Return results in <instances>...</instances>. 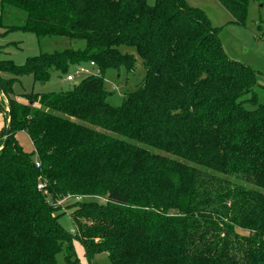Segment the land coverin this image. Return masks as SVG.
<instances>
[{"label": "trees", "instance_id": "16d2710c", "mask_svg": "<svg viewBox=\"0 0 264 264\" xmlns=\"http://www.w3.org/2000/svg\"><path fill=\"white\" fill-rule=\"evenodd\" d=\"M218 2L244 23L248 0ZM9 9L24 14L21 24L3 23ZM0 28L84 42L21 65L0 59L9 126L5 143L6 126L0 134V264H57L72 234L55 202L70 195L102 199L70 212L89 258L264 264V87L228 57L201 9L186 0H0ZM120 46L136 50L145 74L113 106L105 70L135 65ZM77 65L90 73L66 90L13 96L24 74L44 84Z\"/></svg>", "mask_w": 264, "mask_h": 264}, {"label": "rangeland", "instance_id": "374dc122", "mask_svg": "<svg viewBox=\"0 0 264 264\" xmlns=\"http://www.w3.org/2000/svg\"><path fill=\"white\" fill-rule=\"evenodd\" d=\"M186 2L192 7L201 9L211 25L217 28L223 49L228 57L246 64L255 71L258 86L254 88L261 92L264 87V0H248L246 17L242 25L232 22L231 15L218 0H186ZM147 3L152 5L154 0H147ZM9 10L13 13V18L9 16L3 23L8 25L10 21L13 24H21L23 21L21 16L24 14L17 10ZM4 32L5 29L0 28V59L11 60L16 65L23 64L28 57L39 53H52L66 48L78 49L84 46V42L79 39L56 36L37 39L32 33ZM119 49L121 52L132 54L135 58V65L131 72H127L123 66L118 69L105 70L103 87L109 94L107 102L113 106H119L125 94L133 91L145 74L142 61L133 47L120 46ZM72 72L73 70L70 71ZM4 75L5 78L11 77L7 73ZM72 84L65 80V75L57 73H53L44 84L34 82L30 75L24 74L14 82L13 91L15 93L59 91L66 90ZM16 138L23 150L32 151L27 134L17 132ZM92 199L102 200L100 197L70 195L55 202L58 222L72 234V246L63 245V250L56 254L57 264H65V255L70 256V264H111L104 252L94 254L90 258L87 256L70 220V212L75 202Z\"/></svg>", "mask_w": 264, "mask_h": 264}, {"label": "built area", "instance_id": "2783aa9c", "mask_svg": "<svg viewBox=\"0 0 264 264\" xmlns=\"http://www.w3.org/2000/svg\"><path fill=\"white\" fill-rule=\"evenodd\" d=\"M89 65L93 66V62H90ZM88 73H90L88 67L82 66V65H77V66H75L72 73H68L65 76V80L68 82H75L77 79H80L82 76H84L85 74H88ZM42 187H43L42 183H39L37 185L38 190H42Z\"/></svg>", "mask_w": 264, "mask_h": 264}, {"label": "crops", "instance_id": "0c3cea01", "mask_svg": "<svg viewBox=\"0 0 264 264\" xmlns=\"http://www.w3.org/2000/svg\"><path fill=\"white\" fill-rule=\"evenodd\" d=\"M7 32H8V31H7ZM9 32H10V31H9ZM4 33H6V31H5ZM0 46H1V45H0ZM1 76L5 78L4 73H1ZM17 80H18V79H17ZM0 94H1V95H0V101H1V100L6 101L5 98L3 97L1 91H0ZM21 94H23V93H15V92L13 91V96L16 98V100L19 101V102H24V99L20 96ZM7 110H8V107H5V112H6ZM5 112H1V111H0V134H1L2 129L5 128V126H6V121H5V119H4ZM1 148H2V147H0V149H1Z\"/></svg>", "mask_w": 264, "mask_h": 264}, {"label": "water", "instance_id": "95a60500", "mask_svg": "<svg viewBox=\"0 0 264 264\" xmlns=\"http://www.w3.org/2000/svg\"><path fill=\"white\" fill-rule=\"evenodd\" d=\"M41 84H43V82H40ZM1 91V89H0ZM8 135H9V126L7 125L6 126V129H5V138H4V143L7 141L8 139Z\"/></svg>", "mask_w": 264, "mask_h": 264}]
</instances>
